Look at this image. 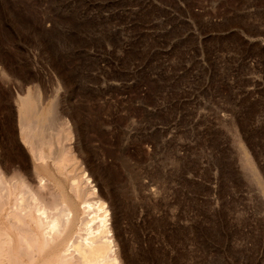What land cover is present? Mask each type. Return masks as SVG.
<instances>
[{
	"label": "rangeland",
	"instance_id": "obj_1",
	"mask_svg": "<svg viewBox=\"0 0 264 264\" xmlns=\"http://www.w3.org/2000/svg\"><path fill=\"white\" fill-rule=\"evenodd\" d=\"M28 88L70 121L123 264H264V0H0L17 172Z\"/></svg>",
	"mask_w": 264,
	"mask_h": 264
},
{
	"label": "bare ground",
	"instance_id": "obj_2",
	"mask_svg": "<svg viewBox=\"0 0 264 264\" xmlns=\"http://www.w3.org/2000/svg\"><path fill=\"white\" fill-rule=\"evenodd\" d=\"M38 92L29 89L16 98L19 136L32 168L19 159L24 170L13 171L0 140V264H123L112 209L66 143L71 123ZM244 154L245 168L262 183Z\"/></svg>",
	"mask_w": 264,
	"mask_h": 264
}]
</instances>
